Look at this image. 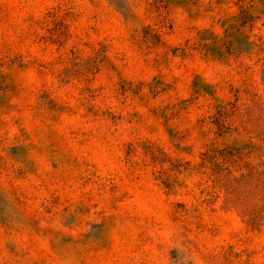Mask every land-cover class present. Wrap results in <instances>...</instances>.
<instances>
[{"label": "rangeland", "instance_id": "1", "mask_svg": "<svg viewBox=\"0 0 264 264\" xmlns=\"http://www.w3.org/2000/svg\"><path fill=\"white\" fill-rule=\"evenodd\" d=\"M0 264H264V0H0Z\"/></svg>", "mask_w": 264, "mask_h": 264}]
</instances>
